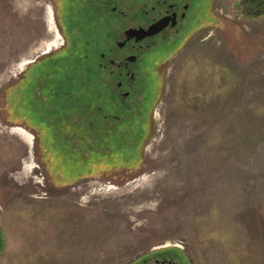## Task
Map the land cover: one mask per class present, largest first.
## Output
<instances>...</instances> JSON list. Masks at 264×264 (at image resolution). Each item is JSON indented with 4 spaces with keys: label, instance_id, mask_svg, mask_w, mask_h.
Returning <instances> with one entry per match:
<instances>
[{
    "label": "rangeland",
    "instance_id": "1",
    "mask_svg": "<svg viewBox=\"0 0 264 264\" xmlns=\"http://www.w3.org/2000/svg\"><path fill=\"white\" fill-rule=\"evenodd\" d=\"M189 2L127 108L81 0H0V264H264V15Z\"/></svg>",
    "mask_w": 264,
    "mask_h": 264
},
{
    "label": "flooded vegetation",
    "instance_id": "2",
    "mask_svg": "<svg viewBox=\"0 0 264 264\" xmlns=\"http://www.w3.org/2000/svg\"><path fill=\"white\" fill-rule=\"evenodd\" d=\"M81 2L84 15L93 20V37L97 44H95L96 58L91 62V68L93 65L96 67L89 72L97 76L102 74L110 76V80L103 81L111 89L113 97L118 98L122 105L129 108L127 102L133 96L136 77L141 73L143 53L158 40L166 38L169 33L180 30L189 16L190 2L189 0H151L148 8L143 4L139 9L135 7L136 3L120 7L118 0H81ZM161 21L164 23L161 31L153 35H144L153 25ZM88 69L84 67L85 75ZM84 107L79 108L81 121H83V113L87 111ZM65 109L68 107L64 108L66 112ZM142 264H178V262L172 256L164 254L145 260Z\"/></svg>",
    "mask_w": 264,
    "mask_h": 264
},
{
    "label": "trees",
    "instance_id": "3",
    "mask_svg": "<svg viewBox=\"0 0 264 264\" xmlns=\"http://www.w3.org/2000/svg\"><path fill=\"white\" fill-rule=\"evenodd\" d=\"M243 5L248 18L257 19L264 15V0H243Z\"/></svg>",
    "mask_w": 264,
    "mask_h": 264
},
{
    "label": "water",
    "instance_id": "4",
    "mask_svg": "<svg viewBox=\"0 0 264 264\" xmlns=\"http://www.w3.org/2000/svg\"><path fill=\"white\" fill-rule=\"evenodd\" d=\"M164 28L163 21L153 25L148 32H146L144 35H153L155 33H158Z\"/></svg>",
    "mask_w": 264,
    "mask_h": 264
}]
</instances>
